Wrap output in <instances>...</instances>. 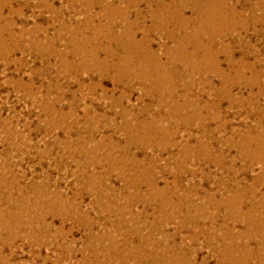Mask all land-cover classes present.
Masks as SVG:
<instances>
[{
  "label": "rangeland",
  "instance_id": "374dc122",
  "mask_svg": "<svg viewBox=\"0 0 264 264\" xmlns=\"http://www.w3.org/2000/svg\"><path fill=\"white\" fill-rule=\"evenodd\" d=\"M133 1L0 0V264H133L165 247L187 264H264V0L212 8L234 30L212 47L220 74L168 37L191 36L184 0ZM108 30H149L174 77L116 81ZM221 226L254 255L219 260Z\"/></svg>",
  "mask_w": 264,
  "mask_h": 264
},
{
  "label": "bare ground",
  "instance_id": "6f19581e",
  "mask_svg": "<svg viewBox=\"0 0 264 264\" xmlns=\"http://www.w3.org/2000/svg\"><path fill=\"white\" fill-rule=\"evenodd\" d=\"M155 2H157V6L160 9H164L166 12H168V7L167 3H165L164 1H159V0H154ZM222 0H184V3H179L178 7L176 5V11H179L182 9V6L185 7H190V10H192V12L195 13V17H193L191 20H186L185 18L182 19V23L184 25H191L193 26L192 33L190 38H188L185 35H181L182 32H184L185 30H177L178 33L177 34V38L173 35V31L168 30V37L173 38L178 44L182 45L185 43H194L195 50H197L198 52H202V56L205 59H209L211 61H213V65H212V69L214 72L219 73V69H218V64L216 62V57H217V52L215 54V51L212 49L213 44H215L219 38H222L224 36H230V33H232L234 30H223L220 29V27H218V21H217V13L218 10L215 9V11H212V8H214L215 3H217L219 5L218 2H220ZM127 2V6L132 5L133 3H135L133 0H126ZM179 1L177 0V3ZM172 4H174V1L171 2ZM170 3V4H171ZM211 3L213 4L212 7H210ZM262 3V2H261ZM208 5V7L205 9L204 5ZM258 4V3H257ZM260 4V3H259ZM263 5V4H261ZM91 7V3L88 1V3L86 4V9H89ZM259 7V6H258ZM262 7V6H261ZM85 8V7H84ZM175 8V7H173ZM256 7H253V9H255ZM264 12V8L261 9ZM165 14V13H164ZM169 14V13H168ZM176 14V13H175ZM190 19V18H187ZM253 19V18H252ZM131 26V25H130ZM155 27V26H154ZM188 27V26H187ZM131 28V27H130ZM129 28V29H130ZM178 28V26H177ZM199 28V30H198ZM133 29V28H132ZM182 29V28H181ZM214 29V30H212ZM151 31V30H150ZM159 32L164 31V30H158ZM175 31V30H174ZM93 35L96 36H101L103 35L102 30H93L92 31ZM148 35H149V30H144V32L141 35V38H137V31L136 30H122V32L120 34H115L113 33L111 30H108V33L105 34L106 40L108 42H110V44H112V46H115L117 48H119L122 52L118 55L117 59H118V65H114V72L116 74L115 76V80L122 81V78H131V79H136L142 82V80L145 82L147 80H151L150 85H152L151 87H160L164 82L169 81L172 77H174L173 75H175V70H170L171 71V75H169L170 73L168 72H161L160 70L163 69V71L165 70L164 66L161 65L160 60L157 56V54L151 50V46L148 40ZM206 35L207 37V41L208 42H203V39L201 38V36ZM85 42H88V40H86ZM217 45V44H216ZM187 46V45H186ZM184 48V46H183ZM106 55H111L113 54V52H111V50H107L106 51ZM169 55V54H168ZM167 55V56H168ZM171 55V54H170ZM95 59H97V57L95 56ZM98 62V59L96 60ZM130 64H133V66L130 67ZM172 65V64H171ZM233 66V65H232ZM237 71V70H236ZM158 72V74H157ZM222 74V72H221ZM237 75H239L240 79H243V75H241L239 72L236 73ZM155 75V77L153 78V76ZM114 76V75H113ZM224 76V75H223ZM135 80V81H136ZM119 81V82H121ZM182 105V104H181ZM184 107H187L186 104ZM177 104L175 103L174 107H176ZM172 108V107H171ZM134 138V133L133 131H129L128 133V141H132ZM256 157V156H255ZM151 182V181H150ZM136 183V182H135ZM156 186L153 184L151 185V188H153L152 190H157V188H155ZM165 189V188H164ZM223 200V199H222ZM226 200V199H225ZM233 199H229V201H224L220 205H226V204H230L232 202ZM252 202V201H251ZM220 203V202H218ZM163 206V205H162ZM161 206V207H162ZM251 210L247 211L244 213L245 217L248 218H253V211L252 208H250ZM236 210V209H235ZM253 212V213H252ZM259 212V211H258ZM238 213V212H237ZM163 215V214H161ZM237 215V214H235ZM238 216V215H237ZM243 216V215H241ZM158 217V216H157ZM209 217V216H208ZM232 217V216H231ZM236 217V216H235ZM214 218V217H213ZM216 218V217H215ZM247 218V219H248ZM163 219V218H162ZM229 219V218H227ZM246 219V218H245ZM246 219V220H247ZM167 220V219H166ZM232 220V219H231ZM230 220V221H231ZM255 220V219H254ZM253 220V221H254ZM156 221V220H155ZM163 221V220H162ZM213 221V220H212ZM229 221V220H228ZM161 222V221H159ZM226 222V221H225ZM257 222V220H256ZM261 222V221H260ZM162 223V222H161ZM163 224V223H162ZM223 224V223H222ZM227 224V223H226ZM161 225V224H160ZM218 229V228H217ZM219 229L226 231L227 232V228L225 226H221L219 227ZM218 229V230H219ZM249 231V230H248ZM224 232V239L220 240L221 242V248L218 251V255L221 259V261H225L227 256H232L235 253H238L239 251L242 252H246L243 253V255L241 257H245V256H251L254 255L252 254V251L248 250V248H241V249H237L236 247V243H234L232 245V237L228 234ZM243 232V231H241ZM247 232V231H246ZM244 234V233H243ZM248 234V233H247ZM250 234V233H249ZM163 235V234H162ZM241 235V234H238ZM252 235V234H251ZM221 236V234H220ZM223 236V235H222ZM244 236V235H243ZM138 237V236H137ZM254 237V236H253ZM141 238V237H140ZM220 238V237H219ZM240 238V237H239ZM250 238V237H249ZM214 239V238H213ZM217 240V237L215 238ZM139 240V239H138ZM236 240V239H235ZM233 240V241H235ZM260 240V238H259ZM147 241V240H146ZM131 242V241H130ZM145 242V241H144ZM133 243V242H132ZM140 243V242H139ZM137 243V244H139ZM142 243V242H141ZM115 244V243H114ZM144 244V243H143ZM158 244V242H157ZM156 244V246H157ZM220 245V244H219ZM118 246V245H117ZM136 246V245H134ZM154 246V245H153ZM163 246V245H162ZM181 246V245H180ZM234 246V247H233ZM236 246V247H235ZM247 246V245H246ZM122 247V246H121ZM127 247V246H126ZM130 247V246H129ZM138 247V246H137ZM159 247V246H158ZM112 248V247H111ZM119 248V247H118ZM123 248V247H122ZM140 248V247H139ZM148 248V247H147ZM108 248H106L107 250ZM116 249V248H115ZM134 249V248H133ZM136 249V248H135ZM161 249V248H160ZM114 250V249H113ZM118 250V249H117ZM116 251V250H115ZM120 251V250H119ZM146 251V250H145ZM154 251V250H153ZM113 252V251H112ZM143 252V251H142ZM129 253V252H127ZM132 254V253H131ZM146 254V253H145ZM186 254L185 250L180 248V249H166L162 248V256H156L155 252L154 253H149L145 256H142V254L138 255L137 257H132L133 259H135V263L133 264H184L186 263L183 260V255ZM221 254V255H220ZM115 255V254H114ZM121 255V254H119ZM134 255V254H133ZM132 256V255H131ZM135 256V255H134ZM113 257V255H112ZM129 258L130 255H128ZM115 258V257H114ZM118 258V257H117ZM182 258V259H180ZM260 258V256H259ZM100 259V258H99ZM113 259V258H112ZM235 259V258H234ZM118 260V259H117ZM228 260V259H227ZM232 260V259H231ZM248 260V259H247ZM259 260V259H258ZM239 260H237L238 262ZM241 262H243V259L240 260ZM228 262V261H227ZM237 262H232L231 264H235ZM98 263V262H97ZM223 263V262H222ZM117 264H128V258H120V262ZM131 264V263H130ZM187 264V263H186ZM190 264V263H189ZM216 264H221V262H217ZM227 264V263H226ZM239 264V263H238ZM242 264V263H241Z\"/></svg>",
  "mask_w": 264,
  "mask_h": 264
}]
</instances>
